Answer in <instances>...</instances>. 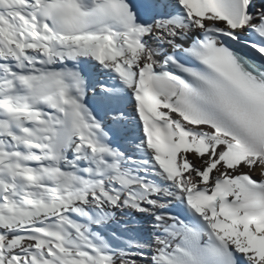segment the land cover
<instances>
[{
  "label": "snow or ice",
  "instance_id": "obj_1",
  "mask_svg": "<svg viewBox=\"0 0 264 264\" xmlns=\"http://www.w3.org/2000/svg\"><path fill=\"white\" fill-rule=\"evenodd\" d=\"M0 264H264V0H0Z\"/></svg>",
  "mask_w": 264,
  "mask_h": 264
}]
</instances>
